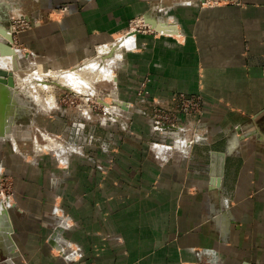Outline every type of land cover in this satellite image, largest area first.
Here are the masks:
<instances>
[{
  "label": "crops",
  "instance_id": "obj_1",
  "mask_svg": "<svg viewBox=\"0 0 264 264\" xmlns=\"http://www.w3.org/2000/svg\"><path fill=\"white\" fill-rule=\"evenodd\" d=\"M34 2L24 17L39 21L18 42L60 68L91 59L143 16L159 34L136 33L118 68L120 96L135 102L145 78L154 97L203 94L213 142L162 163L135 114L133 132L111 131L110 155L87 149L94 160L53 155L37 166L5 153L13 190L0 264H264V0ZM232 111L241 119L221 145ZM76 248L81 256L67 258Z\"/></svg>",
  "mask_w": 264,
  "mask_h": 264
},
{
  "label": "rangeland",
  "instance_id": "obj_2",
  "mask_svg": "<svg viewBox=\"0 0 264 264\" xmlns=\"http://www.w3.org/2000/svg\"><path fill=\"white\" fill-rule=\"evenodd\" d=\"M226 4L243 5L244 0H225L222 3L219 2V4L216 3L211 6H205V7H214V6H220V5H226ZM35 6H36V3L34 2V0H0V27L2 28L4 27V30L6 32L11 31L13 29L14 22L24 17L28 13L34 11ZM198 6L199 8H202L200 3H198ZM156 7H155V12H157L156 13L157 15L164 14V11L160 12L161 10H163V8L156 9ZM144 21L145 19L143 18V16H140L134 19L132 22L133 24L132 23L130 24L128 32L133 28H137L141 30L145 29L143 25L145 24ZM9 34H11V32ZM126 35L128 34L123 33L115 37L114 43L112 45H106V47L104 48L105 53L107 54L111 53V54L109 56L105 55L104 58L102 56L99 59L100 62L102 63L105 60V62L107 63L115 64V69H114L115 70L114 75L116 76L115 79H118L121 76V73H118V68L124 65L121 62V58L125 57V53L128 50L127 48L126 49L120 48V44L118 43V41L120 40L121 37H124ZM7 40L13 41V38L7 39ZM4 41L5 40L0 41V44ZM15 46L18 47L14 51L15 53L19 54L18 57H19L20 63H19L18 68L20 70L16 71L12 69L11 71H9L13 73L14 84L17 83L15 75H18V76L26 75L30 73V71H32V68L37 69L38 67H40L44 73H52V72L58 73L63 70L64 71H68V70H71V71L78 70L79 71V68H81L80 66H83L86 61L85 60L79 63L77 66L72 67V68H60L57 64L49 60L41 59L39 57L31 55L30 52H26L24 47L18 41L15 43ZM20 48H23V51ZM115 48L118 49L117 51H115V53H120L121 57L119 58L116 57L115 59L113 57L112 59H110L112 56H114V50H116ZM98 55L99 53L97 52L94 56L91 57V59H93L94 57ZM85 78L86 80L81 83H79L78 80L77 82L74 81L76 84L78 83V85L73 83L72 89L66 88V87L64 88L56 87V89L54 88V92H55L54 100H53V103L52 102L46 103L48 106H44V105L38 104L35 101H32L33 99L28 97L24 91L26 90V87H20L22 89L20 93L24 101L26 102L25 103L26 106L27 107L32 106V108L29 107L28 110L34 112L35 114L33 115L27 114L26 112L23 111L21 113L23 114L26 113V114L23 115V118L18 119L17 122H16V116H15V125L13 126V133H14V138L16 142H13L10 136L6 137L7 139L5 137H0V156H1L0 157V173L2 174V175L0 174L1 175L0 176V202L5 201L7 194L11 190H13V188L9 184L10 183L9 180H7L8 178L6 174V169L3 167L1 168V160L3 159L2 155H4L5 153L10 154L11 152L16 151V153H18V155H20L22 159H24L25 161H29V163H32L37 166H39L44 160L50 159L51 157H53V155L57 156L58 158L57 160H60V161L62 160L61 162H63V159L65 160L66 158L65 156L66 152L64 150L61 151V149H59V151L57 152L50 151V150L57 147V145L59 144V140H61L64 146L70 147L71 134H68L65 130L68 129L69 126H73L74 123L77 124L80 121L86 122L87 127L97 126L99 128L97 136L101 137V139L97 140L94 143V146H90V149L95 148V149L102 150L101 145L104 144L103 140H104V136L106 135V132H108V127L103 128L102 126H99V124L101 122L106 121L107 125L111 124L112 126V123H114L108 120V118L111 115L110 113L113 112L111 107L116 105V104H113V98H112V94H113L112 89L115 88V86H114V83L112 82L113 80H109V81L105 80L103 82L101 81L100 83V82H95L93 80L92 82L91 81L92 77H89L88 75ZM85 82H88V83H85ZM198 95L202 97L203 102H204V109H205L206 99L203 94H198ZM103 102H106V104H104ZM135 107L141 108L145 110L147 113H151L154 108V106L151 104H143V103H138L137 105H135ZM85 110H88L89 112L88 115L86 114V117H87V119L85 118L86 121L81 120V119H84L83 118L84 116L81 113H84ZM16 111L18 112L17 109ZM132 111L134 113L136 112L134 110ZM205 119L206 118L204 116L199 119V131L201 132L200 134H201L202 139L198 141L195 147H198L202 143L209 144L213 142L212 140L213 132H212V129L210 128L211 126L206 123ZM240 119H241V116L237 112L232 111L231 117L226 119V121L230 120L232 124L231 131L226 130L228 132L224 131L223 133H221L220 137H216L218 138V140L220 139L219 142L221 145L223 144L224 140L227 141L226 138L228 139L235 132L234 124L238 122ZM63 138H64V141H63ZM50 139L53 140L52 143ZM15 147L19 150H17ZM40 151H43V152H40ZM74 155H77V154L69 153L68 155L69 159L73 157ZM78 156H80V154ZM81 156H85V157L88 156L91 160L96 159L95 157L90 156L89 153H86V152L84 155H81ZM7 159L9 162L11 161L10 158H7ZM66 162H68V160ZM100 169L104 171V168H100Z\"/></svg>",
  "mask_w": 264,
  "mask_h": 264
},
{
  "label": "built area",
  "instance_id": "obj_3",
  "mask_svg": "<svg viewBox=\"0 0 264 264\" xmlns=\"http://www.w3.org/2000/svg\"><path fill=\"white\" fill-rule=\"evenodd\" d=\"M224 1L225 0H198L202 7L211 6L216 3L219 4V2L222 3ZM37 21L39 20L22 17L14 22L13 29L11 30L13 42L16 43L18 41V34L21 30L30 28ZM144 23L145 29L133 28L127 32V34L133 33L134 37L137 32L159 34L158 31H155L147 22L144 21ZM149 82V78H145L140 82L137 89V100L135 102L123 99L118 89V79L113 82L115 88L112 89V98L113 104L116 105L111 107L113 112L110 113L111 115L108 120L114 123H112V126L111 124L107 125L106 121L99 124V126L103 128L108 127V132H106L107 135L104 136L103 140L104 144L101 145L102 151L110 155L112 151L111 146L116 143L114 134H110L111 131L119 128L122 131L133 132V118L135 114H140L148 120L150 131L153 135V140L150 141L149 145L151 150L155 153V156L162 163L168 162L173 155L178 152L183 153L188 159H191L196 144L202 139L201 132L199 131V119L204 116V102L202 97L198 94H187L184 92L175 93L169 98L154 97L151 95L148 88ZM103 103L106 104V102ZM138 103L153 105V111L147 113L145 110L135 107ZM132 110L136 112L134 113ZM81 114L84 116V119L81 120L86 121V114H89L88 110H85L84 113ZM98 129L97 126L87 127V123L84 121L69 126L65 131L71 134L70 147L64 146L63 144L64 148H61V151L64 150L66 152V158H69V153L84 155L90 146H94V143L101 139V137L97 136ZM98 166L103 168V165L99 164ZM77 248L70 254H66V257L69 259H76L78 256H81V252ZM200 264L222 263L221 261L212 263L206 261Z\"/></svg>",
  "mask_w": 264,
  "mask_h": 264
},
{
  "label": "bare ground",
  "instance_id": "obj_4",
  "mask_svg": "<svg viewBox=\"0 0 264 264\" xmlns=\"http://www.w3.org/2000/svg\"><path fill=\"white\" fill-rule=\"evenodd\" d=\"M0 29H4V27L3 28L0 27ZM163 30L169 31L166 28H164ZM10 32L12 34V31H8L6 33H2L0 31V41L5 40L4 42H2L0 44V48L5 50V51L10 50L9 52H2L0 50V69H4L8 72L11 71L12 69H14L16 71L20 70L18 68L19 63H20L19 57H18L19 54L15 53V51H14L18 47L15 46V43L13 41L7 40V39H11L10 36L8 35ZM118 43L120 44V48H125V49L126 48H132L135 45L134 35L129 34V35H126L124 37H121L120 40L118 41ZM119 44H117V45H119ZM105 47L106 46L99 48V51H98L99 55L94 57L93 59L86 60L84 65L80 66L81 68H79V71L78 70L77 71L76 70H73V71H71V70L64 71L63 70V71H60L58 73H53V72L52 73H44L41 70V68L38 67L37 69L32 68V71H30V73H28L26 75H23V76L15 75L16 80H17L16 84H14V82H13V84L11 85L7 82L5 83V82L0 81V120H2V118L4 117L7 108H10V110L12 111L13 105H15V103L19 100L22 104V107H24V108L27 107L25 104L26 102L24 101L23 97L21 96L20 92L22 89L20 87H26V90H24V91L28 97L33 99L32 101H35L38 104H41L44 106H48L46 103H51V102L53 103L54 93H55L54 88L56 89V87H61V88L66 87V88L72 89L73 83L77 82V80L79 83L85 81L86 80L85 77H87V75L89 77H92L91 81L93 80L95 82L101 83V81L103 82L105 80H107V81L113 80L112 82H115L116 81V79H115L116 76L114 75L115 74V70H114L115 64L107 63V62H105V60L102 63L99 60L102 56L104 58L105 55L106 56L110 55V54L105 53V49H104ZM20 49H22V51H23V48H20ZM117 50L118 49L114 50V56H112L111 58L109 57L110 59H112L113 57H114V59L116 57L117 58L121 57L120 53H115V51H117ZM9 54H11V55H9ZM85 83H88V82H85ZM76 85H78V83ZM86 89H87V87H86ZM28 97H26V98H28ZM8 98H9V100H8ZM8 101H9V104H8ZM9 125H10L11 129L7 130L6 132L0 131V137L6 138V137L10 136L11 139L13 140V142H16V140L14 138V133H13V126L15 125V120L14 119L9 120ZM49 136H51V135H49ZM50 141L52 143L53 140L50 139ZM61 148H64V146H63L61 140H59V144L57 145V147H55L54 149H51L50 151H56L57 152ZM47 151H49V150H47ZM40 152H43V151H40ZM7 209H8L7 201L0 202V230L3 233L10 230V223H9V217H8V210Z\"/></svg>",
  "mask_w": 264,
  "mask_h": 264
},
{
  "label": "flooded vegetation",
  "instance_id": "obj_5",
  "mask_svg": "<svg viewBox=\"0 0 264 264\" xmlns=\"http://www.w3.org/2000/svg\"><path fill=\"white\" fill-rule=\"evenodd\" d=\"M8 100H9V98H8ZM8 104H9V101H8ZM29 107L32 108V106H28L24 109V107H22V104L19 100L15 103V105H13L12 111L10 110V108H7L4 117L2 118V120H0V131L6 132L7 130L11 129V127L9 125V120H11V119L15 120V116H16V122H17L18 119L23 118V115H25L26 113L32 114V115L35 114L34 112L28 110ZM16 109L18 110V112L16 111ZM23 111L26 113H24V114L21 113ZM2 140H4V139H2Z\"/></svg>",
  "mask_w": 264,
  "mask_h": 264
},
{
  "label": "water",
  "instance_id": "obj_6",
  "mask_svg": "<svg viewBox=\"0 0 264 264\" xmlns=\"http://www.w3.org/2000/svg\"><path fill=\"white\" fill-rule=\"evenodd\" d=\"M161 28L162 27H159V26L157 27V29H161ZM0 31L2 33H6V31L4 29H0ZM8 35L10 36L11 39L13 38L12 34H8ZM1 51L2 52H9L10 50L9 51H5V50L1 49ZM0 81L5 82V83L7 82V83L12 85L13 82H14L13 73L12 72H8V71H6L4 69H0Z\"/></svg>",
  "mask_w": 264,
  "mask_h": 264
}]
</instances>
